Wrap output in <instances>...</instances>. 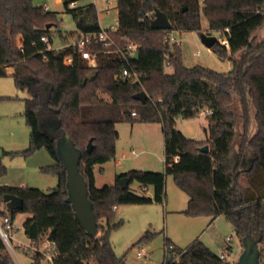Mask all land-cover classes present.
<instances>
[{
  "label": "trees",
  "instance_id": "trees-1",
  "mask_svg": "<svg viewBox=\"0 0 264 264\" xmlns=\"http://www.w3.org/2000/svg\"><path fill=\"white\" fill-rule=\"evenodd\" d=\"M65 5L77 24L75 36L102 29L95 3L70 8L65 1ZM157 8L168 15L172 30L178 31L202 34L205 15L207 34L220 31L228 37L229 46L217 41L212 49L222 59H229L232 68L219 72L200 64L186 65L178 42L171 43L172 30L152 28ZM118 18L117 37L124 45L135 42V55L120 59L100 50L97 66L79 54L73 64L66 65L64 57L72 48L50 49L55 33L68 41L56 12L35 5L34 0H0V75L15 67L17 87H29L32 94L26 99L25 112L30 146L22 153L45 148L55 163L43 171L59 176L57 187L49 192L0 185V203L6 204L7 193L24 200L23 209L0 213L12 221L20 212L29 213L24 233L37 247L45 237L56 242L54 264H128L111 243L112 231L122 225L114 222L115 207L163 202L166 179L172 175L188 194L186 215L207 216L211 221L224 215L238 235H262L260 244L264 243V37L257 35L264 29V0H118ZM125 68L138 72V80L123 76ZM92 72L96 75L88 79ZM142 91L148 95L145 102L134 98ZM99 92L108 94L110 101ZM236 102L240 114L232 108ZM204 110L212 111L205 115L209 125L206 140L189 138L176 127L178 117L195 118ZM126 121L162 124L165 170L132 169L118 174L115 183L97 187L95 167L116 158L117 124ZM51 128H55L52 134ZM63 133L83 152L80 170L88 182L99 226L95 237L82 227L66 200L67 172L56 149ZM91 139L94 148L88 152ZM205 145L209 146L207 152L200 149ZM5 172L0 163V177ZM125 177L129 186L122 188L120 181ZM135 181L152 186L154 196L133 192L130 185ZM150 237L147 233L140 241ZM30 251L32 264H45L41 252ZM165 253L164 264H232L222 261L199 237L183 248L167 238ZM0 264H14L1 234ZM260 264H264V248Z\"/></svg>",
  "mask_w": 264,
  "mask_h": 264
},
{
  "label": "rangeland",
  "instance_id": "rangeland-1",
  "mask_svg": "<svg viewBox=\"0 0 264 264\" xmlns=\"http://www.w3.org/2000/svg\"><path fill=\"white\" fill-rule=\"evenodd\" d=\"M65 1L70 0H34L35 5L45 6L58 14L61 21V30L68 40L75 38L77 24L73 15L66 10ZM79 5L95 3L99 21L103 28L118 25V0H78ZM108 9V13L104 10ZM209 31L208 19L202 16V33ZM218 38L224 37L215 32ZM257 35L264 37V29ZM171 43L178 42L183 60L186 65H203L219 72H227L232 68L229 59H222L212 48H208L201 39V34L196 31L172 30ZM129 42V41H128ZM66 42L59 33L53 35L52 48H58ZM200 52L198 55L197 53ZM171 71V68H167ZM6 75H0V163L6 167V172L0 177V185L12 187H38L49 192L57 187L59 176L56 173H47L43 167L51 166L55 160L45 148H40L26 155L22 151L30 146L31 129L26 119V99L31 97L29 87L18 88L14 75L17 69L10 66ZM101 98L110 101V96L99 92ZM240 114V106L236 102L232 107ZM208 121L204 114L198 117L185 119L178 117L176 127L187 137L196 140H205L208 137ZM120 137L117 141L116 158L105 164L104 173H97L99 186L115 183L117 168L141 169L152 171L165 170V138L162 124L144 122H121L117 124ZM237 129L243 130L242 119L239 117ZM238 141V140H237ZM125 155V156H124ZM121 160L120 166L116 162ZM133 192L144 195L141 184L137 181L130 185ZM148 196H154V188L149 186ZM188 194L178 187L174 176L168 175L166 179V197L163 202L153 200L148 203L124 204L117 207L114 222H122L118 229L111 233V243L119 256H125L128 264H164L165 240L169 238L178 247H186L196 238L208 245L215 253L220 254L227 244V238L233 237L230 244L234 264L243 251L242 235H238L234 224L224 215L219 216L212 224L210 217L188 216L183 211L188 205ZM0 211L8 212L6 204L0 203ZM29 213L17 214L15 224L18 229L11 231L13 250L8 246V251L14 264H32V251L30 240L24 233V222ZM4 216L0 213V221ZM106 226V221L102 220ZM147 233L151 234L148 241L141 242ZM146 249V256L139 258L137 251ZM264 248V243L260 244ZM46 263V262H44ZM48 264V263H47Z\"/></svg>",
  "mask_w": 264,
  "mask_h": 264
},
{
  "label": "water",
  "instance_id": "water-1",
  "mask_svg": "<svg viewBox=\"0 0 264 264\" xmlns=\"http://www.w3.org/2000/svg\"><path fill=\"white\" fill-rule=\"evenodd\" d=\"M151 26L153 29L157 30L173 29V25L168 15L158 8L155 9V18L152 20ZM201 39L203 43L210 49L213 48V46L218 41V37L216 35H210L207 33H202ZM95 75L96 72L90 73L88 75V79H92ZM85 84L86 80L82 85ZM134 98L145 102L148 98V95L145 91H142L137 93ZM54 130L55 128H51L50 133L52 134ZM93 148V139H91L87 145V151L91 152ZM56 149L59 159L61 160L67 172L66 185L68 190V197L66 200L72 205L82 227L90 236L95 237L99 232V226L94 210L93 201L89 197L88 182L86 181L80 170V162L83 152L76 146L75 141L67 133H63L57 138ZM200 149L207 152L209 150V146L205 145L203 147H200ZM2 152L3 151L0 149V154H2ZM120 183L122 188H127L129 186V180L127 177L122 178ZM4 201L9 210H21L24 208V200L16 194H5ZM262 239V235L253 236L249 233L246 234L242 238L243 251L234 264H260V242L262 241Z\"/></svg>",
  "mask_w": 264,
  "mask_h": 264
},
{
  "label": "built area",
  "instance_id": "built-area-1",
  "mask_svg": "<svg viewBox=\"0 0 264 264\" xmlns=\"http://www.w3.org/2000/svg\"><path fill=\"white\" fill-rule=\"evenodd\" d=\"M107 3L111 2V0H106ZM79 6L78 0H70L69 1V7L70 8H76ZM46 10H50V6L46 4L43 6ZM105 13H108V9L104 10ZM119 25L115 26L112 25L109 28H103L96 33H79L75 36V38L70 41L68 40L64 45L58 47V48H52L50 46V49L54 50H65L66 48H72V51H70L68 54L64 57V64L71 65L74 63L75 55L79 54L82 58L88 61V63L91 66H97L98 63V54L100 50H103L107 53H113L120 57V59H127L128 56H133L137 52L138 45L135 42L127 41L126 44H122L120 40L122 38L117 37ZM226 31H229V28H226ZM218 33H221L220 31ZM42 40L46 43H49V39L46 36L42 37ZM176 41V40H174ZM218 41H220L223 45L229 46V39L228 37L224 36L222 38H218ZM101 46V49L95 48L97 46ZM198 55L200 52L197 53ZM166 66L170 68V63L167 62ZM123 76H131L133 79L138 80L139 74L138 72H130L128 68H125L123 71ZM212 111L210 110H204L202 114L207 115L210 114ZM133 115H136L134 112ZM141 190L144 192L145 196L149 198L148 191L149 186H141ZM116 209V207H115ZM18 229V226H16L15 221H12L11 217L9 215L4 216L3 221H0V234L5 241V243L10 247V249L13 250V246L11 243L12 235L10 234L11 231H15ZM227 244L229 246L225 247L223 251L219 254V257L224 262H230L231 260V254L233 250L230 247V244L233 242V237L227 238ZM28 250H34L39 251L45 256V264H54V258L56 255V242L53 240L48 239L45 237L43 239V242L41 246L37 247L35 243H31V246L28 247ZM147 251L146 249L142 248L137 251V256L139 258H142L146 256Z\"/></svg>",
  "mask_w": 264,
  "mask_h": 264
},
{
  "label": "crops",
  "instance_id": "crops-1",
  "mask_svg": "<svg viewBox=\"0 0 264 264\" xmlns=\"http://www.w3.org/2000/svg\"><path fill=\"white\" fill-rule=\"evenodd\" d=\"M161 124V123H160ZM162 128H163V126H162ZM164 134V133H163ZM208 138V137H207ZM206 140V139H205ZM117 151L118 150H116V155H117ZM125 156V155H124ZM121 160H118L117 162H116V165L117 166H120V164H121V162H120ZM108 163V162H107ZM107 163H105V164H107ZM105 164H103V165H97L96 167H95V183H96V186L97 187H101V186H99V184H98V175H97V173H105L106 172V168H105ZM103 168V171L101 170ZM132 170V169H131ZM127 171H129V170H126V168H122V167H120V168H117L116 169V171H115V180H116V177H117V175L118 174H120V173H123V172H127ZM116 210H117V208H116ZM216 220V219H215ZM215 220H213V221H211L210 220V222H209V224H212ZM200 238V237H199Z\"/></svg>",
  "mask_w": 264,
  "mask_h": 264
}]
</instances>
